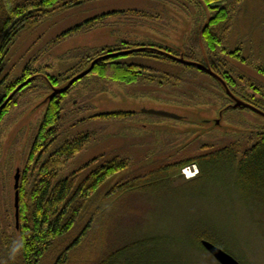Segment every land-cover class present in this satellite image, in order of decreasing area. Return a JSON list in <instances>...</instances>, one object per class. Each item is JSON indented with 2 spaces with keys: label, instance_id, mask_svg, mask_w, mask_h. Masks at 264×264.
I'll return each instance as SVG.
<instances>
[{
  "label": "rangeland",
  "instance_id": "obj_1",
  "mask_svg": "<svg viewBox=\"0 0 264 264\" xmlns=\"http://www.w3.org/2000/svg\"><path fill=\"white\" fill-rule=\"evenodd\" d=\"M79 3L73 7H60L62 2L55 5V10L40 15L36 24H25L9 48L4 44L0 47L6 51L0 64V82L15 83L0 103V215L7 231L19 238L15 176L20 170L21 206L25 180L46 149L43 144L53 139L51 135L44 138L42 133L49 103L60 96L57 139L43 159L67 141L88 137L83 149L62 167L63 177L79 173L84 178L90 170L115 158L128 162L127 169L112 174L101 190L94 206L101 210L100 216L87 238L69 253L66 264H97L134 240L159 236L154 252L158 264H219L194 241L192 235L199 230L210 234L216 245L242 264H264V190L254 195L243 193L237 188L235 170L226 164H209L206 177L190 186L188 181L195 179V173L199 176L200 168L193 163L180 168L192 158L212 155L229 145L238 146L241 158L264 131V116L249 108H233L235 101L227 95L228 90L240 100L255 96L264 101V0H246L227 33L229 52L238 51L239 55L221 54L227 65L225 72L236 83L227 90L207 72L178 61L184 58L210 64L203 30L213 15L206 6L197 7L190 0ZM4 9L0 7V16ZM96 17L102 20L98 26L61 38L69 29ZM151 43L178 52L169 53L178 63L128 56L132 50H117L113 58L143 66L144 75L138 82L86 78L89 74L53 96L90 69L92 64L73 71L81 57L104 47ZM53 78L60 79L59 86ZM249 83L259 87L260 93ZM144 110L165 111L181 119ZM123 111L136 115L128 119L98 117ZM51 124L48 119L44 129ZM140 179L144 190L133 189L113 199L117 186ZM149 183L152 186H146ZM87 219L58 241L41 264H54Z\"/></svg>",
  "mask_w": 264,
  "mask_h": 264
},
{
  "label": "trees",
  "instance_id": "obj_2",
  "mask_svg": "<svg viewBox=\"0 0 264 264\" xmlns=\"http://www.w3.org/2000/svg\"><path fill=\"white\" fill-rule=\"evenodd\" d=\"M190 1L196 2V6L200 8L206 6L213 15L209 24L203 30L205 43L209 49L210 60L209 65H204L212 69L219 77V79L214 78L221 88L227 90L228 86L232 89V87L236 86V83L228 75V72H225L227 65L221 59V54L239 56L238 51L229 52L227 48V33L231 29L235 16L241 14L242 5H244L246 0ZM61 2L62 5L60 7H73L81 4L79 0H28L24 2L0 0L1 10L5 8V12L0 16V24H3L0 26V38L1 40L4 39V42L0 40V47L4 44V48H9L25 28V24H36L38 22L37 18L40 15L49 14L55 10L54 6L59 7ZM110 14L107 13L105 15L110 16ZM101 22L102 20L99 17L89 19L85 23L63 33L61 38L66 39L72 34L79 33L85 27L86 29L94 28ZM119 47L121 48L104 47L99 50H94L81 57L73 71L77 70V72H80L100 58L93 71L86 78L96 77L109 82L122 84L138 82L144 75L143 66L136 63L124 62L122 57H110L117 50H132V53L128 54V56L141 55L178 63L176 58L169 54L174 55L176 53L175 55H177L178 52L172 49L169 50V48L158 44H136ZM4 48L0 49V64L6 54V51L2 50ZM196 68L199 69L198 67ZM262 71L264 72V69ZM67 79L69 80L70 77ZM53 83L59 86L60 79L53 78ZM248 85L260 93L261 89L255 84L249 83ZM14 87V82H0V103ZM59 97H55L49 103V107L51 108L42 126V133L46 135L44 138H50L51 135L53 139L48 144H43L44 146L47 145L46 149L42 150L43 152L37 157L29 180L26 181L24 179L25 185L22 187L21 192L19 229H17L15 224L19 238H16L14 234H10L7 231L0 215V264H41L43 258L55 247L58 241L69 236L77 228L80 221L88 218L78 235L69 242L54 263L66 264L69 253L87 238L93 222L100 216L101 210L99 208L95 209L94 207L95 200L98 199L106 182H108L112 174L120 173L128 167V162L115 158L98 169L90 170L89 174L86 173L88 175L84 178L79 177V173H74L69 177H63L61 175L62 167L83 149L88 137H80L72 141H67L60 149L51 154L50 157L43 159L45 153L50 150L52 143L57 139V127L55 124L56 122L58 124L59 114L62 109V103ZM14 98L18 99V96ZM244 99L245 101H242L264 112V101L257 99L255 96ZM228 100L233 101L230 97ZM228 108H231V106H228ZM135 115V112L123 111L106 113L98 117L128 119ZM48 119H51L53 124L48 127V130H45L44 127L48 125ZM33 151H35V154L38 153V149ZM239 152L241 151L237 145H229L225 149L217 151L212 155L192 158L182 163L180 168L187 163H193L200 168L199 176L188 181L190 186L192 181L206 177L209 164H226L229 169L235 170L237 188L243 193L254 195L256 191L263 192L264 131L257 135L256 144L252 148L247 149L241 158H239ZM26 174H30L29 171ZM142 184L143 181L140 179L139 181L135 180L117 186L114 189L115 191H113V199H116L122 193L133 191V189L144 190L145 186L141 187ZM146 186L152 185L149 183ZM154 186L156 187V185ZM159 237L156 239L154 237L134 240L130 244L110 252L97 264H158L154 257V252L155 244L160 242ZM192 237H194V241H197L198 245L205 252L207 251L202 245V240L213 242L210 234L201 232L200 230L198 233H194Z\"/></svg>",
  "mask_w": 264,
  "mask_h": 264
},
{
  "label": "water",
  "instance_id": "obj_3",
  "mask_svg": "<svg viewBox=\"0 0 264 264\" xmlns=\"http://www.w3.org/2000/svg\"><path fill=\"white\" fill-rule=\"evenodd\" d=\"M115 54L110 55V57H113ZM100 60L97 59L95 62H93L92 66L90 67V69L86 70L85 72L81 73L79 76H77L76 78H74L68 85V87H66L65 89L59 90V91H55L53 96L56 93H64L65 91H67L72 85H74V83H76L77 81L83 79L84 77H86L87 75H89L96 63ZM178 61L184 65L187 66H194V67H198L199 69L207 72L208 74H210L213 77H216L219 79V77L215 74V72H213L212 69L206 67L205 65H201V64H197L193 61H188L185 60L184 58H180L178 59ZM227 93L231 96V98L235 101V104L232 106L233 108H249L257 113H259L260 115L264 116V112L259 110L258 108L254 107L253 105L246 103L240 99H238L237 97H235L233 94L229 93V91L227 90ZM51 96V98L53 97ZM145 113L148 114H154V115H159V116H164V117H169V118H173V119H181L180 116L172 114V113H168L165 111H155V110H144ZM20 180H21V172L20 170L17 171V174L15 176V217H16V227L17 229H19V219H20ZM202 245L204 247V249L219 263V264H242L239 260H237L232 254L228 253L227 251H225L224 249L220 248L219 246L215 245L213 242L209 241V240H202Z\"/></svg>",
  "mask_w": 264,
  "mask_h": 264
},
{
  "label": "bare ground",
  "instance_id": "obj_4",
  "mask_svg": "<svg viewBox=\"0 0 264 264\" xmlns=\"http://www.w3.org/2000/svg\"><path fill=\"white\" fill-rule=\"evenodd\" d=\"M29 80H30V79H29ZM27 85H28V84H27ZM1 106H2V105H1ZM188 170L191 171L190 169H187L186 171H188ZM186 171H185V172H186ZM195 176H196V175H195ZM195 176H194V177H195ZM194 177H193V178H194ZM190 179H191V178H190Z\"/></svg>",
  "mask_w": 264,
  "mask_h": 264
}]
</instances>
